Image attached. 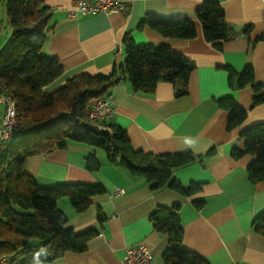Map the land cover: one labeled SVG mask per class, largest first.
<instances>
[{
  "label": "crops",
  "instance_id": "obj_1",
  "mask_svg": "<svg viewBox=\"0 0 264 264\" xmlns=\"http://www.w3.org/2000/svg\"><path fill=\"white\" fill-rule=\"evenodd\" d=\"M92 3L93 0H86ZM127 6L109 13L69 17L74 0H45L52 9L53 31L41 52L57 56L64 71L54 85L75 73H111L126 57L123 40L127 32L137 44H169L193 60L189 92L175 95V85L160 81L152 92L135 91L128 80L112 90L110 123L126 128L135 149L153 154L191 150L201 155L173 170L184 186L202 183V190L185 195L169 187L152 189L149 182L132 175L123 166L111 164L101 148L68 141L65 148L30 157L25 169L39 185L61 183L102 184L106 192L92 198L83 212H76L68 198L61 207L68 216L66 226L77 231L88 227L99 232L84 252L68 251L52 264H123L126 249L145 244L154 254L152 264H164L169 237L155 229L151 213L160 206L179 205L184 225L183 243L203 256L208 264H264V236L252 227L254 217L264 210V181L252 183L247 168L253 156L235 158L243 149L240 133L255 123H264V102L253 105L251 86L230 85L227 66L241 73L252 66L257 82L264 84V0H216L236 30L250 26L247 33L226 41L219 49L203 35L196 8L204 0H126ZM163 17L186 16L197 25L193 38L164 36L145 26L146 14ZM231 96L247 110V119L228 128V111L218 99ZM0 105V125L3 116ZM96 154L101 166L87 168V158ZM119 189L123 192L115 195ZM204 199L202 209L193 201ZM99 209L107 219H98Z\"/></svg>",
  "mask_w": 264,
  "mask_h": 264
},
{
  "label": "trees",
  "instance_id": "obj_2",
  "mask_svg": "<svg viewBox=\"0 0 264 264\" xmlns=\"http://www.w3.org/2000/svg\"><path fill=\"white\" fill-rule=\"evenodd\" d=\"M196 17L205 38L219 49L226 41L250 30V26L236 30L216 0H204L196 8ZM51 18L52 9L45 0H0V33L7 26L10 32L0 51V96L15 100L17 121L11 143L6 148L0 145V260L7 257L11 264H52L68 251H86L89 241L99 232L95 227L79 231L68 228V216L60 200L68 198L76 212H83L94 196L106 192L102 184L41 186L25 169L30 157L65 148L68 141L103 149L111 164L145 178L154 190L169 187L188 196L202 190V183L184 186L173 175L175 167L187 165L201 155L191 150L153 154L135 149L126 128L89 115L94 99L111 95L123 80H128L133 90L145 92L154 91L160 81H169L175 85L176 96L185 95L189 92L195 62L166 43L137 44L127 32L123 40L126 57L111 73L79 72L61 85H54L63 75V64L57 56L41 53L53 31ZM145 26L164 36L188 39L197 35L195 21L186 16L163 17L150 13L138 24V28ZM226 69L231 86H251L253 105L264 102V84L257 82L252 66L241 73L229 66ZM217 101L228 111V128L240 126L247 119V110L234 97ZM0 105L3 113L5 104L0 102ZM240 136L244 147L235 148L233 157L253 156L247 168L249 180L264 181V123L246 127ZM100 166L96 154L87 158L88 169L96 170ZM193 204L200 210L205 200H194ZM98 219L101 222L107 219L100 209ZM150 219L156 230L169 237L163 253L164 264H208L203 256L183 243L179 205L160 206ZM252 227L264 236V210L254 217Z\"/></svg>",
  "mask_w": 264,
  "mask_h": 264
},
{
  "label": "built area",
  "instance_id": "obj_3",
  "mask_svg": "<svg viewBox=\"0 0 264 264\" xmlns=\"http://www.w3.org/2000/svg\"><path fill=\"white\" fill-rule=\"evenodd\" d=\"M126 0H93L92 3H87L86 0H74L72 6L67 10L69 17L77 15L87 16L96 13H109L117 9H123L127 6ZM0 102L10 103L6 112L2 117L3 126L1 128L0 145L6 148L14 138L16 121V102L14 99L7 98L4 95L0 96ZM114 107L112 103V96L98 97L94 99L89 111L92 119L100 120L107 119L113 114ZM123 192L119 189L115 195H120ZM154 260L153 251L145 244L139 243L127 247L126 253L123 257V264H152ZM0 264H11L7 257L0 260Z\"/></svg>",
  "mask_w": 264,
  "mask_h": 264
},
{
  "label": "rangeland",
  "instance_id": "obj_4",
  "mask_svg": "<svg viewBox=\"0 0 264 264\" xmlns=\"http://www.w3.org/2000/svg\"><path fill=\"white\" fill-rule=\"evenodd\" d=\"M3 9H4V7H3ZM9 37H10V32H9V26H7V27H4L3 28V30L1 31V33H0V51L2 50V48H3V45L7 42V39H9ZM41 53H43V52H41ZM44 54V53H43ZM46 55V54H45ZM9 102L8 103H6V105H5V112H6V109L8 108V106H9ZM15 110H16V106H15ZM3 114H4V112H3ZM3 117V116H2ZM2 123H1V125H0V135H1V128H2V126H3V121H1ZM65 201V200H64ZM64 201H60V206H61V204L63 205V204H65L66 202H68L67 200H66V202H64ZM64 206V205H63Z\"/></svg>",
  "mask_w": 264,
  "mask_h": 264
}]
</instances>
